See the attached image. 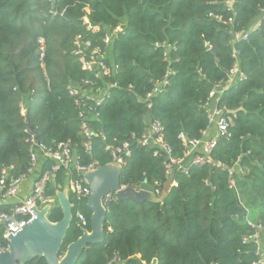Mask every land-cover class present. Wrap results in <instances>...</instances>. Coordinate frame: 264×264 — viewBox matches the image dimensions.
<instances>
[{
    "label": "trees",
    "instance_id": "16d2710c",
    "mask_svg": "<svg viewBox=\"0 0 264 264\" xmlns=\"http://www.w3.org/2000/svg\"><path fill=\"white\" fill-rule=\"evenodd\" d=\"M263 7L264 0H0V173L5 168L15 178L26 174L31 138L47 148L70 142L80 164L98 167L111 162L106 146L129 141L131 156L120 184L137 189L144 182L166 183L161 202L110 201L103 241L89 245L75 264H258L257 245L244 239L255 233L248 223L264 226V26L235 43L231 33L249 30ZM85 15L100 26L98 33L87 30ZM119 25L123 33L109 49V63L117 70L105 77L117 88L95 107L97 116L89 117L96 136L85 153L79 111L67 87L90 75L71 53L73 40L81 35L102 46L106 29ZM38 38L46 44L43 60ZM234 52L245 79L218 100L235 119L210 154L214 165L175 171L170 179L177 186L168 187L163 160L131 137L144 132L150 115L163 124L173 156L182 157L178 135L199 139L208 128L206 98L227 79ZM165 78L147 110L146 94ZM51 165L43 162L39 173ZM230 169L235 189L228 186ZM65 174H56L48 196L64 190ZM70 177L76 179L75 173ZM68 197L72 222L61 255L82 234L76 212L85 216L89 230L86 199L71 192ZM8 209L0 204V213ZM61 218L56 201L48 219ZM0 245H5L1 236ZM28 264L46 263L37 258Z\"/></svg>",
    "mask_w": 264,
    "mask_h": 264
},
{
    "label": "built area",
    "instance_id": "2783aa9c",
    "mask_svg": "<svg viewBox=\"0 0 264 264\" xmlns=\"http://www.w3.org/2000/svg\"><path fill=\"white\" fill-rule=\"evenodd\" d=\"M226 5L231 7L232 2L226 1ZM53 16H62L64 11L58 14L57 11H50ZM218 21L220 17H214ZM81 21L91 33L100 31L99 25H91L87 16L81 18ZM264 26V7L260 9L256 21L252 24L249 30L232 32V42L246 40L248 35L256 32ZM123 33L122 26H117L113 29H106V34L101 43L102 46H94L91 41L85 40L81 35H76L73 40L72 55L76 58L80 69L90 75L89 79L82 80L77 85H69L67 87L68 96L73 100L75 107L79 111L81 122V132L85 138L84 148L85 153H89L92 148V139L96 135L91 133L88 121L89 117L97 116L95 107L101 106L107 99L110 98V91L117 88L115 82L105 81V77L115 74L117 65L110 62V46L112 41ZM158 46V45H156ZM208 46V45H207ZM210 49V46H208ZM37 49L39 59L43 60L46 53V44L43 38L37 39ZM237 53L234 52L233 57L235 62L230 68L227 79L215 84L209 91L206 98L204 108L206 109L208 128L202 133L201 138L189 140L180 133L178 139L182 143V157L173 156V150L165 140V130L163 124L147 115L145 117L144 132L131 139L142 148H152L153 156L163 160L164 175L168 180L172 174L181 172L187 174L190 166H205L214 165L210 159V154L217 146L220 139L228 136V129L233 125L235 114L229 113L224 108L218 106L220 96L238 82L243 81L244 75L239 69L237 61ZM100 82L101 85L97 84ZM167 84V79L157 82L151 92L146 94V108H151L150 99L153 95L160 93L161 89ZM94 105V106H92ZM215 129L213 136L208 135L211 128ZM31 143L29 149V166L25 175L13 177L7 169H2L0 173V204L9 206L8 211L0 213V236L5 242V245H0V253L6 252L9 249V237L18 234L25 226L30 224L36 215L33 209L41 210L45 206L50 208L55 205L56 197L46 194L47 188L54 181L56 174L63 170L66 174L64 186L68 192H71L77 199H86L90 194V189L84 181V174L93 171L97 168L96 163L92 162L86 165L80 164L74 156L70 142L58 143L54 148H47L43 144H38L33 138L29 140ZM130 142L125 141L120 145L106 146L105 150L109 152L111 164L123 168L126 165V160L131 156ZM51 162L49 169L41 170L43 162ZM74 172L75 178H71L70 174ZM229 174V189H235L233 179V170H228ZM32 179V184L29 192L24 197H19L22 183L25 179ZM168 187H176L175 180L170 179ZM166 184V183H165ZM161 181H154L151 186L153 189L154 198H164L167 193L165 185ZM167 187V189H168ZM126 186L120 185V189H125ZM118 199L116 192L108 193L103 197V204L106 209L107 204ZM76 223L82 230L87 226V220L83 214L76 212ZM255 233L244 242L253 241L258 249L256 254L259 256L258 264H264V253L261 249L262 233L264 226L261 224L255 225L248 223Z\"/></svg>",
    "mask_w": 264,
    "mask_h": 264
},
{
    "label": "water",
    "instance_id": "95a60500",
    "mask_svg": "<svg viewBox=\"0 0 264 264\" xmlns=\"http://www.w3.org/2000/svg\"><path fill=\"white\" fill-rule=\"evenodd\" d=\"M121 172V167L109 163L84 174V181L90 189V194L86 198V206L90 212L89 230H82L81 236L68 244L62 255L61 248L72 222V204L67 188L55 191L57 204L62 213L61 220L55 223L49 221L48 213L51 209L49 206L41 210L33 209L36 219L18 234L9 237V249L0 253V264H28L37 258H43L46 264H75L82 251L89 245L103 241L106 221L103 197L106 194L116 192L121 201L152 203L162 201L163 198H154L152 187L145 182L137 189L131 187L120 189Z\"/></svg>",
    "mask_w": 264,
    "mask_h": 264
},
{
    "label": "crops",
    "instance_id": "0c3cea01",
    "mask_svg": "<svg viewBox=\"0 0 264 264\" xmlns=\"http://www.w3.org/2000/svg\"><path fill=\"white\" fill-rule=\"evenodd\" d=\"M215 133V129L212 127L209 132H208V135L210 136H213ZM31 184H32V179L30 178H27L23 181L22 183V186H21V191L19 193V197H24L30 190V187H31ZM263 238H262V243H263ZM263 248H264V243H263Z\"/></svg>",
    "mask_w": 264,
    "mask_h": 264
}]
</instances>
